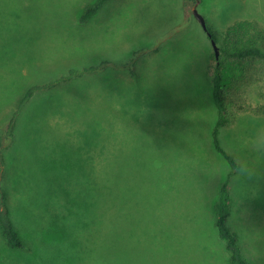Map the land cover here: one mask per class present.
I'll list each match as a JSON object with an SVG mask.
<instances>
[{
  "label": "rangeland",
  "instance_id": "rangeland-1",
  "mask_svg": "<svg viewBox=\"0 0 264 264\" xmlns=\"http://www.w3.org/2000/svg\"><path fill=\"white\" fill-rule=\"evenodd\" d=\"M95 1L0 0V124L28 87L50 84L5 149L25 248L0 233V264H228L214 226L228 172L211 139L214 50L194 5L107 0L81 23ZM197 8L220 35L242 20L264 28V0ZM219 138L241 165L229 226L248 263L264 264V117L241 114Z\"/></svg>",
  "mask_w": 264,
  "mask_h": 264
},
{
  "label": "trees",
  "instance_id": "trees-1",
  "mask_svg": "<svg viewBox=\"0 0 264 264\" xmlns=\"http://www.w3.org/2000/svg\"><path fill=\"white\" fill-rule=\"evenodd\" d=\"M105 1L96 0L87 6L79 21H89ZM200 1L183 0V3L186 7ZM208 31L211 34L209 39H214L219 47V58L214 57V63L206 72L211 80L212 99L216 108L211 139L215 152L228 165V172L220 183L214 204V226L218 237L225 242L228 264H249L240 250L236 231L229 226V218L233 215L230 182L241 165L235 153L221 144L219 136L221 130L233 126L241 114L251 113L264 117V28L255 20H242L227 27L221 35L209 25ZM94 69L87 67L70 71V76L82 75ZM49 86L48 83L28 87L20 95L10 118L0 124V233L9 247L25 248V244L10 217L8 194L2 186L5 149L12 142L16 121L22 109L36 92ZM253 98L257 100L256 103Z\"/></svg>",
  "mask_w": 264,
  "mask_h": 264
},
{
  "label": "water",
  "instance_id": "water-1",
  "mask_svg": "<svg viewBox=\"0 0 264 264\" xmlns=\"http://www.w3.org/2000/svg\"><path fill=\"white\" fill-rule=\"evenodd\" d=\"M198 3L196 2L193 6V9H192V13H193V16L197 19V21L200 23L202 29L207 33L208 37H211V34L210 32L208 31V25H207V22L205 21L204 17L198 12ZM211 45H212V48L214 50V57L215 59H218L219 58V47L218 45L216 44L215 40L214 39H211Z\"/></svg>",
  "mask_w": 264,
  "mask_h": 264
}]
</instances>
